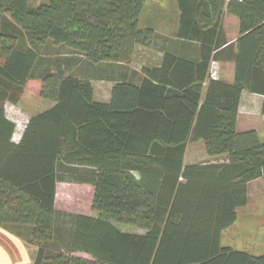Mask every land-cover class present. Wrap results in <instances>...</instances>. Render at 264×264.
<instances>
[{"label": "trees", "instance_id": "trees-1", "mask_svg": "<svg viewBox=\"0 0 264 264\" xmlns=\"http://www.w3.org/2000/svg\"><path fill=\"white\" fill-rule=\"evenodd\" d=\"M177 2L178 37L197 42L200 58L166 51L142 83L117 82L104 103L72 67L132 63L137 47L152 46L156 31L140 23L147 0H0L27 40L23 49L16 32L0 29V225L31 227L33 264H264V254L222 244L249 183L264 179L258 130L237 127L242 93L264 98V0ZM227 13L239 20L233 42ZM49 42L73 54L49 61L41 96L55 105L15 142L5 103L21 100ZM214 60L234 61L233 83L211 77ZM200 140L222 161L186 165L188 142ZM70 166L94 168L97 216L57 210L59 173Z\"/></svg>", "mask_w": 264, "mask_h": 264}, {"label": "crops", "instance_id": "crops-1", "mask_svg": "<svg viewBox=\"0 0 264 264\" xmlns=\"http://www.w3.org/2000/svg\"><path fill=\"white\" fill-rule=\"evenodd\" d=\"M160 6H162V1H160ZM165 2V0H164ZM147 7V6H146ZM163 9L153 11L151 13L150 6L145 9V12L141 16L140 23L143 27H152L156 31V38L152 46L143 47L139 46L135 50L134 60L132 63H116V62H90L86 60L85 63L87 69H82L77 71L76 74L80 77L90 79L94 87V99L99 102L109 103L112 99V89L117 82L120 81H133L135 83H142L143 79L146 77L145 68L160 67L163 62L164 53L170 51L175 55L191 60H198L200 58V48L199 44L195 41H189L181 39L178 37L179 28V7L178 2L175 0L174 16H168V10L162 6ZM147 10V12H146ZM165 13V17L161 18V14ZM155 15V16H153ZM230 15V14H226ZM225 15V16H226ZM236 19L238 23V31L236 33L230 32L226 25H224V30L226 37L229 42L235 41L239 36V20L237 17L230 15ZM153 17L156 18V22H151ZM58 47L63 48V45H58ZM66 48V47H64ZM81 64V63H80ZM76 69V68H75ZM211 77L219 78L227 83H233L235 79V63L232 60H214L210 67ZM215 76V77H214ZM208 87V82L205 85V93ZM44 99V98H43ZM22 100V99H21ZM20 100V101H21ZM19 101V102H20ZM264 98L262 95L244 91L242 93L241 103L239 107V115L237 120V127L240 130L241 119L246 118L254 114L256 107L258 105L263 106ZM18 102V103H19ZM55 105L54 101L47 100L42 108L36 110L34 113L29 114V118L26 123L19 129V134L13 141L18 142L25 130V127L29 119L45 111ZM258 110V109H257ZM9 118V117H8ZM10 119V118H9ZM11 120V119H10ZM16 123V122H15ZM17 130V124H16ZM16 133V131H15ZM200 143V141H189L185 153V164H197L206 163L208 160L200 162L196 159V154L190 156L189 147L192 144ZM204 151L207 155L206 149ZM209 157V156H208ZM209 159V158H208ZM212 162H216L218 158H210ZM219 161H222L220 159ZM70 168L79 169L78 182H74L75 185H79L81 188L80 201L85 203L90 201V207L87 210H70L61 209L59 207V192L60 183H63L62 179L58 177L57 181V193H56V208L61 214L75 213L83 214L88 216H97V213L93 210V199L95 195V186L90 179L93 178L92 167H73ZM139 176L138 173H136ZM255 181V180H254ZM70 183L69 181H67ZM65 183V182H64ZM69 192V186L65 187ZM64 188V189H65ZM66 190V189H65ZM248 205V204H247ZM74 211V212H73ZM127 231L133 232H143L142 230L136 228H127L125 226L121 227ZM31 235V227L26 225H0V264H33L37 254V246L34 245L36 250H31L28 246L30 244L29 239ZM229 246L230 245H224ZM235 250H238L232 247ZM243 251V250H239ZM248 252V251H246ZM251 253V252H249ZM76 256H81L84 258H92V256L85 252H74ZM253 254V253H251ZM256 255V254H253Z\"/></svg>", "mask_w": 264, "mask_h": 264}, {"label": "rangeland", "instance_id": "rangeland-1", "mask_svg": "<svg viewBox=\"0 0 264 264\" xmlns=\"http://www.w3.org/2000/svg\"><path fill=\"white\" fill-rule=\"evenodd\" d=\"M45 1L46 0H30V6L38 7ZM160 1H162V6H164V8L167 7L166 10H168V16H172L173 18L175 0H165V2L164 0H147V10L149 6L152 10L151 13L155 11L156 8L158 11L163 9L162 6H160ZM230 15L224 16V25H226L230 32L236 33L238 31V23L236 22V19ZM160 16L161 18L165 17V13L161 14ZM156 18L157 17H153L151 22H156ZM0 29L8 32H16L19 37V46L24 49V46L27 44V40L26 37L23 36L24 34L21 36V32L23 33V30L17 26L7 14H0ZM71 53L73 54V52L69 49L64 47L60 48L58 45H54L52 42H49L40 55L34 76L29 79L25 85V90L21 97L22 100L17 104L12 102L5 103V111L7 116L17 124V130L13 136L14 140L15 134L16 136L19 134V128L26 123L29 118V114L34 113L36 110L42 108L45 104L46 99H43L41 96L42 81L40 77L46 70L49 61L53 58H56L57 56H61V54L66 55ZM85 62L86 61H78L77 64L73 65L72 68H77L76 71L74 70L75 73L80 71L81 68L83 70L87 69L88 66H86L87 63ZM256 108L258 110L256 109L254 114L241 119V126L239 127L240 131L246 129L258 130L261 140L264 142V113L262 106L258 105ZM204 148L205 145L202 140H200V143L198 142L192 144L189 147L190 156H192V154H196V159L200 162L209 160L210 158L208 155H206ZM222 158L224 157H221L218 160ZM78 172L79 169L77 170L71 168L67 171L65 170L59 173V178L63 180V183H60L61 187L58 203L61 209L87 210L90 207V201L85 203L80 201L81 187L79 185H75L74 183V179L79 176ZM67 186L70 188L69 192L67 188H65ZM248 188V205L239 208V217L237 221L223 232L222 244L230 245L238 250L248 251L256 255H262L264 254V179L261 178L252 181L249 183ZM119 226H125L127 228L129 227L126 225ZM28 246L31 250H36L34 244L30 243Z\"/></svg>", "mask_w": 264, "mask_h": 264}, {"label": "built area", "instance_id": "built-area-1", "mask_svg": "<svg viewBox=\"0 0 264 264\" xmlns=\"http://www.w3.org/2000/svg\"><path fill=\"white\" fill-rule=\"evenodd\" d=\"M215 77V76H214Z\"/></svg>", "mask_w": 264, "mask_h": 264}]
</instances>
